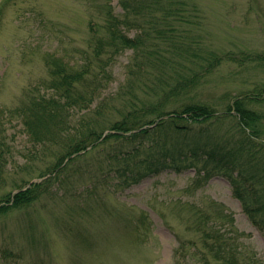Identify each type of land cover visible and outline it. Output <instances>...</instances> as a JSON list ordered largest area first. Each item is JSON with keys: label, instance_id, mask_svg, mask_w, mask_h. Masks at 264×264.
<instances>
[{"label": "rangeland", "instance_id": "374dc122", "mask_svg": "<svg viewBox=\"0 0 264 264\" xmlns=\"http://www.w3.org/2000/svg\"><path fill=\"white\" fill-rule=\"evenodd\" d=\"M186 1L187 9L194 4L197 10H190V24L182 25L188 27L184 41L204 53L200 63L209 50L230 53L203 75L198 100L224 109L238 97L258 93L264 62L245 57L264 52V0ZM108 3L120 11L118 0H9L5 5L0 17L2 202L7 193L40 178L52 158L32 150L14 107L48 77L46 53L84 61ZM130 53L116 58L103 95H112L124 80ZM245 106L261 115L258 135L264 141V94ZM194 178L192 169H164L122 190H100L105 198L93 200L80 192L79 180L62 177L32 203L0 213V264H201L202 231L210 227L227 229L242 264L248 255L260 257L264 237L228 180L215 175L191 189ZM218 211L225 217H215Z\"/></svg>", "mask_w": 264, "mask_h": 264}, {"label": "trees", "instance_id": "16d2710c", "mask_svg": "<svg viewBox=\"0 0 264 264\" xmlns=\"http://www.w3.org/2000/svg\"><path fill=\"white\" fill-rule=\"evenodd\" d=\"M8 2L0 3V17ZM118 4L116 13L106 5L101 30H95L94 45L82 63L44 53L48 77L13 111L32 150L52 158L39 173L43 180L4 196L0 213L32 203L62 177L79 180L80 192L96 200L105 198L100 190H122L164 169H192L191 189L215 175L226 178L264 237L261 115L245 106V101L264 94V86L224 109L199 101L195 92L203 75L230 53L209 50L203 64L204 53L184 41L188 27L182 25L190 24L188 12L197 10L196 5L187 9L186 0ZM126 51L131 53L124 80L112 95H103L113 78L111 66ZM245 58L263 63L264 52L247 53ZM100 146L105 147L102 154ZM5 162L0 148V178ZM92 177L96 181L87 182ZM224 215L218 211L215 217ZM214 229L202 231L201 264H242L227 229ZM248 256L245 264H264V251L260 257Z\"/></svg>", "mask_w": 264, "mask_h": 264}]
</instances>
